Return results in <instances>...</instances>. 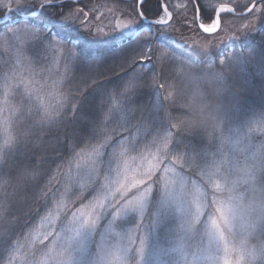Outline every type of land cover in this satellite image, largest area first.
<instances>
[{
	"label": "snow or ice",
	"instance_id": "6c2138e0",
	"mask_svg": "<svg viewBox=\"0 0 264 264\" xmlns=\"http://www.w3.org/2000/svg\"><path fill=\"white\" fill-rule=\"evenodd\" d=\"M63 2L0 0V9H5L0 13V48L15 53L0 75V249L8 253L3 264H220L222 259L223 264H264V145L252 152L250 163L230 165L224 146L240 141L225 136L223 128L236 119L245 121L251 112L264 131V34L247 53L220 59L225 66H258V85L239 78V92L226 102L223 92L211 83L206 86L198 69L190 65L179 92L185 115L168 126L160 118L159 90L172 89L164 97L171 100L175 85L162 83L157 88V73L145 93L140 80L147 75L145 67L155 71L154 57L162 69L178 62L175 50L166 43L175 39L167 32L173 20L169 8L165 6L158 19L142 28L148 0H139L133 6L135 19L117 15L105 31L104 26L93 25L82 8L64 12ZM238 6V0L218 5L213 0H182L175 5L182 10L183 26H195L206 34L222 30L221 13L239 17L255 13L238 34L221 37V44L257 33L258 23L264 26V7L255 0L243 12H236ZM80 12L84 19L77 25ZM14 15L20 18L13 19ZM81 26L91 38L69 34ZM80 39L91 44L119 39L124 46L112 58L89 57L79 50ZM181 43L193 57L209 54L208 43L195 38L191 44L181 38ZM29 49L32 55H26ZM41 50L58 53L51 64L64 61L59 78L50 85L45 70L36 68ZM117 67L112 103L107 108L103 103L95 105L98 89L113 83L109 78L97 79L102 76L98 70L113 72ZM47 71L50 75L51 67ZM70 80L75 83L65 89ZM46 87L52 88L47 101L41 95ZM152 91L157 93L156 102ZM241 93L258 97V107L238 112ZM145 94L151 104L148 116L135 118L142 106H134L133 101ZM17 95L21 101L13 104ZM21 117L26 124L22 131L16 126ZM209 125L208 142L219 141L215 150L201 153L185 145L183 151H176L177 136ZM58 160L67 161L63 182L47 187L49 180L41 185L40 179ZM61 167L56 164L57 170ZM86 192L92 193L90 198ZM245 193H251L247 200ZM41 198L46 212L39 217V228L51 230L24 232V243L13 239L19 213L27 207L23 215L29 217L32 204ZM188 248L193 250L189 253Z\"/></svg>",
	"mask_w": 264,
	"mask_h": 264
},
{
	"label": "trees",
	"instance_id": "16d2710c",
	"mask_svg": "<svg viewBox=\"0 0 264 264\" xmlns=\"http://www.w3.org/2000/svg\"><path fill=\"white\" fill-rule=\"evenodd\" d=\"M92 1L94 2H106V1H113L116 2L119 5H123L124 7L128 8L133 12L132 3L134 0H76V1H64L61 7L62 9H66L65 7H70L74 4L78 5H89ZM253 0H247L246 2L238 1L239 6L236 7V12H242L244 11V7L251 4ZM214 4L218 5L221 2L230 3L231 0H213ZM259 4H262V7H264V0H261L258 2ZM257 3V4H258ZM167 4V7L170 8L169 11H173V4L171 0H148V3L145 5V8L147 9L146 15L147 19L153 20L159 12H163L162 5ZM134 6V5H133ZM131 7V8H130ZM235 7V5H234ZM86 11H90L89 7L85 8ZM59 10V9H57ZM144 10V9H139ZM3 9H0V12H2ZM173 13V12H172ZM175 13V11H174ZM214 14V13H213ZM252 15H244L243 17H239L237 15H232L231 13H225L221 14L222 21L229 20L232 22H240V21H248V19ZM149 26V25H148ZM260 31L255 33L251 39H249L246 43H243L241 46H235L234 49L227 48L224 52L215 53L213 55H210L205 58H197L193 57L191 54L184 52L183 50L178 49L177 47L173 46L170 42H166L168 46L173 48L176 52V55L178 57V62L171 63V64H165L163 66V69L161 68V64L159 62L155 61V57L153 58V63L155 67V71H148L147 67L144 68V71L147 73L146 77H142L140 80L141 89L143 92L147 93L151 90L152 85V77L156 75L157 73H160V75L157 76L156 79V87L158 88L160 84H174L175 85V93L174 98L171 100H165L164 97L167 95L168 91H172V89L167 88V86L163 89L159 90V97L158 102L160 105L159 108V114L160 118L167 121V125L170 126L172 123H177L179 119L183 118L185 115V111L180 107L182 103H184V98L179 95V92L181 88L185 85L186 80L188 78L189 74V66H193L195 69H198V75L202 77V82L207 86L209 83H211V86L214 90L222 91L225 97V101L231 100L233 98V94L239 92V85L237 83V80L239 78H247V80L250 83H254L258 85L260 83L261 77H260V69L256 65H244L242 68L240 67H234L232 64L221 65L220 59L221 56L227 57L230 54H240L241 52L247 53L253 46L259 45L261 43V36L264 34V26L258 27ZM124 46V42L117 45L109 46L104 49L95 50L93 52H88L85 50H81L85 55L91 57V56H99V57H109L112 58L113 56L119 55V50ZM180 61H183V63H180ZM140 64H137V69L139 70ZM119 71V68L117 67L113 72H108L103 69H99L98 72H102L101 75H97V79H103V78H109L112 79L113 83L106 84L102 86V89H98V95L95 96V105L99 106L101 103L104 104L105 108H107L112 103L111 98V90L115 86L116 81L115 73ZM79 74L78 72L76 73ZM75 81H68L64 85V88L67 89L71 84H74ZM119 90H117L118 93ZM241 96H243V99L240 100V107L237 109L239 112L247 111L248 109L258 107L259 105V98L250 95L241 93ZM117 98L119 96L117 95ZM151 99L153 102L157 101V93L155 91H152ZM134 106H142L138 107V111L135 113V118H139L138 116H143L147 118L148 111L151 108V104L149 103V96L143 95L133 101ZM176 118V119H173ZM258 117H255L253 113L250 112L248 114L247 119L245 120L247 123H256ZM258 126H260L258 123H256ZM17 129L23 130L26 126L23 118H19L17 120ZM212 131L211 125H209L207 128H200L197 129L195 133L191 132H184L181 133L179 136H177V141H179V147L176 149L177 152L183 151L184 146L188 145L190 148H195L197 152H203V146L206 139H208L209 133ZM258 140L263 142L264 144V131L261 132V134H257ZM37 155H52L51 152L44 153V152H38ZM64 162V161H63ZM56 164H62V161L58 160ZM56 164H52L51 171H49V175L43 176L39 183L41 185H44L47 181L54 179L56 174L59 170L56 168ZM47 169V164H45V170ZM51 183H48L46 186H50ZM245 191V189H244ZM251 193H245L246 200L248 197H250ZM245 200V201H246ZM43 204L42 198L40 200H37L34 204H32L33 212L38 209ZM28 209L27 207L23 208L21 213L19 215L21 216V219L17 225L13 226V238H19L20 236H24V232L17 231V228L21 223H24L25 219H31L33 212L29 215V217H24V213H27ZM24 225V224H23ZM26 225V224H25ZM0 253H3V250L0 251ZM220 255H224L223 252L220 253ZM234 257V254L232 255ZM231 257V258H232Z\"/></svg>",
	"mask_w": 264,
	"mask_h": 264
},
{
	"label": "rangeland",
	"instance_id": "374dc122",
	"mask_svg": "<svg viewBox=\"0 0 264 264\" xmlns=\"http://www.w3.org/2000/svg\"><path fill=\"white\" fill-rule=\"evenodd\" d=\"M173 4V20L170 21V26L167 29L168 35L170 37H175V39H170L168 42L173 44V46L177 47L180 50H183L184 52H187L192 55L191 51L184 47L181 43V38L188 41L189 44L192 43L193 38L199 40L201 43H208L209 44V54L207 56H201L199 58H205L210 55H213L215 53L224 52L225 49L230 48L234 49L235 46H241L243 43H246L249 39L253 37V35L249 36L246 39H241L238 41H233L231 43H225L221 44L220 40L221 37H226L230 33H237V30L240 29V26L244 24L247 21H238V22H232L229 20H224V23H222V30H218V33L216 34H205L201 32L197 27L193 26L191 28L187 26H183L182 21L180 20V16L182 14L181 9H177L175 5L182 2V0H171ZM239 1V0H238ZM242 3L246 2L247 0H240ZM139 3V0H134L132 3L133 5H137ZM225 3V2H221ZM167 6V4H164V7ZM258 7H262V4H257ZM86 7H89L90 11H86ZM63 8V7H62ZM64 12H68L69 10H76L78 8H82L83 12L89 13L90 21L93 25H99L104 26L105 31H109L110 27L114 25L115 18L117 15H119V18L121 19H135V14L131 10L124 7L123 5H119L116 2L113 1H106V2H94L92 1L89 3V5H78L74 4L72 6L65 7ZM109 9H112L110 12ZM170 10V8H169ZM5 11V9H3ZM2 11V12H3ZM175 11V13H174ZM0 12V13H2ZM83 12L78 13L79 20H77V25H79L80 20L84 19ZM163 12H159L158 15L153 19H158ZM225 14V13H221ZM97 16H99V19H97ZM191 14L189 13V18ZM17 17V16H13ZM255 19V13L252 14V16L248 19V21H251ZM149 20V19H147ZM142 27H144L145 23L141 21ZM261 25L258 23L257 27H260ZM138 28L137 30H139ZM94 31V29H93ZM73 38H76L78 36H88L91 38V33L83 31V27L81 26L79 30H73L69 33ZM121 40L117 39L115 41H109L108 43H98V44H91L88 42V40L80 39L79 40V49L85 50L88 52H93L95 50L104 49L109 46H113L115 44H118ZM15 53L12 50H5L4 48H0V75H3L5 70L9 67L12 58L14 57ZM26 55H32L31 50L26 53ZM58 55V53L54 51H44L41 50L39 56L36 58V68L37 69H44L43 75L49 76L48 83L49 85L52 83V81L57 80L63 71L64 67V61L61 60L59 65L51 64L52 58L54 56ZM51 67V73L49 75L48 69ZM259 68V67H258ZM24 78H28L25 76ZM22 90V88H21ZM52 91L51 87H46L42 90L41 95L44 96L45 100H48V93ZM3 93L2 90H0V97H2ZM21 101V97L17 95L11 102L13 104H16ZM23 103L27 105L29 102L27 99L23 100ZM239 112V110H237ZM136 112H139L138 110ZM250 114V112L248 113ZM255 117H258L254 114ZM138 117H141L140 115ZM224 135L231 137L232 141L239 140V143H226L224 146V151L228 155L229 164L233 161L237 162L239 166H243L246 162H251L250 157L252 152L257 148V146L264 145L263 142L258 140L257 134H261V126H258L256 123H247L246 121H241L240 119H236L231 123H226L224 126ZM249 128H252L253 130L249 132ZM211 133V132H210ZM243 137V139H241ZM203 148L204 150L213 151L215 148L219 146V141H214L213 143H209L208 139L205 140ZM202 153V152H201ZM67 169V161L64 160L62 163L61 169L58 171L54 179L52 180V183L48 187H54L56 186L58 181L63 182L64 177L62 175V172ZM192 179H198L195 176H192ZM240 192H244V186H240ZM92 193L86 192L85 197L90 198ZM43 202V199H42ZM246 202V201H245ZM43 205V204H42ZM40 206L38 209L33 212V216L31 218V223H28L25 225V223H21L17 228V231L27 232L31 231L33 229H36L40 232L43 231H50L51 229H41L39 228L40 219L39 217L41 215H44L46 212V208L43 206ZM76 207H79V203L75 205ZM39 213V215H37ZM70 215V213H68ZM66 219V217H65ZM24 224V225H23ZM42 239V236L40 237ZM17 239V238H13ZM19 239L21 240V243H24V236H20ZM191 243H195L194 241ZM45 244H48V241L45 242ZM36 246L39 248L41 247L39 245V242L37 241ZM3 250V253H0V264H3V261L7 258V251L4 249H0V251ZM193 250V248H188L187 251L190 253ZM224 255H221L223 257ZM173 258L179 260L180 257L178 254H173ZM190 259V256H189ZM234 259V257H232ZM18 264V262H17ZM220 264H223V259L221 260Z\"/></svg>",
	"mask_w": 264,
	"mask_h": 264
},
{
	"label": "water",
	"instance_id": "95a60500",
	"mask_svg": "<svg viewBox=\"0 0 264 264\" xmlns=\"http://www.w3.org/2000/svg\"><path fill=\"white\" fill-rule=\"evenodd\" d=\"M64 1H76V0H64ZM260 0H255V3L257 4L258 2H259ZM253 2H251V4H252ZM163 9H164V6H163ZM233 14H235V13H233ZM20 17H14L13 19H19ZM149 21H151V20H145V21H143L145 24H149ZM148 26L147 25H145L144 27H142V28H147ZM142 28H140L138 31H142ZM201 31V30H200ZM202 32V31H201ZM206 34V33H205ZM121 43H123V41H120L117 45H119V44H121Z\"/></svg>",
	"mask_w": 264,
	"mask_h": 264
},
{
	"label": "bare ground",
	"instance_id": "6f19581e",
	"mask_svg": "<svg viewBox=\"0 0 264 264\" xmlns=\"http://www.w3.org/2000/svg\"><path fill=\"white\" fill-rule=\"evenodd\" d=\"M260 1H261V0H260ZM252 2H253V1H252ZM163 6H164V5H162V8H163ZM242 12H243V11H242ZM231 14H232V15H236V14H233V13H231ZM245 15H247V14H245ZM0 22H2V21H0Z\"/></svg>",
	"mask_w": 264,
	"mask_h": 264
}]
</instances>
